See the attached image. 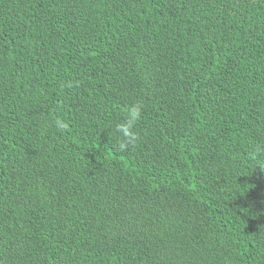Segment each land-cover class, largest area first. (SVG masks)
I'll return each mask as SVG.
<instances>
[{
	"label": "trees",
	"instance_id": "trees-1",
	"mask_svg": "<svg viewBox=\"0 0 264 264\" xmlns=\"http://www.w3.org/2000/svg\"><path fill=\"white\" fill-rule=\"evenodd\" d=\"M0 264H264V0H0Z\"/></svg>",
	"mask_w": 264,
	"mask_h": 264
},
{
	"label": "clouds",
	"instance_id": "clouds-1",
	"mask_svg": "<svg viewBox=\"0 0 264 264\" xmlns=\"http://www.w3.org/2000/svg\"><path fill=\"white\" fill-rule=\"evenodd\" d=\"M140 111L141 109L139 105L132 106L129 109L126 119L116 125L115 131L120 139L118 145L120 150H127L130 146H133L137 142L138 135L134 131L133 126L140 116ZM55 123L56 127L59 129L67 127V124L61 119H57Z\"/></svg>",
	"mask_w": 264,
	"mask_h": 264
}]
</instances>
